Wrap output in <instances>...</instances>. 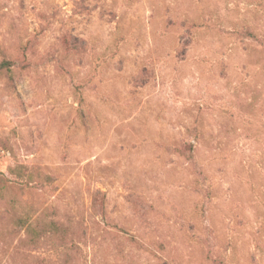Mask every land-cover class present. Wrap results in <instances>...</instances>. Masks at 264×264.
I'll return each mask as SVG.
<instances>
[{
	"label": "rangeland",
	"instance_id": "374dc122",
	"mask_svg": "<svg viewBox=\"0 0 264 264\" xmlns=\"http://www.w3.org/2000/svg\"><path fill=\"white\" fill-rule=\"evenodd\" d=\"M217 262L264 264V0H0V264Z\"/></svg>",
	"mask_w": 264,
	"mask_h": 264
},
{
	"label": "trees",
	"instance_id": "16d2710c",
	"mask_svg": "<svg viewBox=\"0 0 264 264\" xmlns=\"http://www.w3.org/2000/svg\"><path fill=\"white\" fill-rule=\"evenodd\" d=\"M2 66H4V65H2ZM17 169H18V168H17ZM102 200H103V199H102ZM101 203H103V201H100V204H101ZM216 264H220V263L217 262Z\"/></svg>",
	"mask_w": 264,
	"mask_h": 264
}]
</instances>
